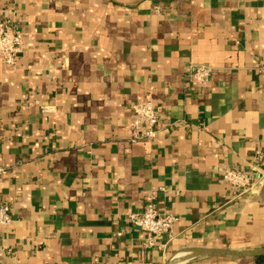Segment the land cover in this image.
<instances>
[{"label": "crops", "instance_id": "1", "mask_svg": "<svg viewBox=\"0 0 264 264\" xmlns=\"http://www.w3.org/2000/svg\"><path fill=\"white\" fill-rule=\"evenodd\" d=\"M2 18L22 52L0 59V264H257L194 252L264 249V177L222 179L264 151V0H0ZM147 92L161 128L133 140ZM149 199L177 221L147 248L126 215Z\"/></svg>", "mask_w": 264, "mask_h": 264}, {"label": "built area", "instance_id": "2", "mask_svg": "<svg viewBox=\"0 0 264 264\" xmlns=\"http://www.w3.org/2000/svg\"><path fill=\"white\" fill-rule=\"evenodd\" d=\"M21 52V31L12 25L10 19H0V59L7 66H15L19 61ZM211 70L210 65L196 64L188 69V76L191 81L203 84L208 81ZM258 70L264 73V64ZM132 110L134 113V119L131 123L133 140L154 139L160 131L161 122L150 92H147L142 99L134 103ZM263 160L264 151L255 150L248 164V172L229 166L225 167L222 179L229 186V190L235 195L254 192L264 175L261 174L256 180L252 173H261L260 166ZM160 189L163 190V188ZM126 218L129 224L137 227L144 234V246L147 248L154 245L156 238L170 234L174 223L177 221L174 214L161 212L152 199L148 200L141 212H130ZM10 222L9 205L0 203V225L7 226Z\"/></svg>", "mask_w": 264, "mask_h": 264}, {"label": "water", "instance_id": "3", "mask_svg": "<svg viewBox=\"0 0 264 264\" xmlns=\"http://www.w3.org/2000/svg\"><path fill=\"white\" fill-rule=\"evenodd\" d=\"M194 254L197 255H215L218 257H243V256H248V257H254L258 255H264V249L263 250H256V251H235V250H227V251H221V252H216V253H200V252H194Z\"/></svg>", "mask_w": 264, "mask_h": 264}, {"label": "trees", "instance_id": "4", "mask_svg": "<svg viewBox=\"0 0 264 264\" xmlns=\"http://www.w3.org/2000/svg\"><path fill=\"white\" fill-rule=\"evenodd\" d=\"M257 264H264V255H258L254 257Z\"/></svg>", "mask_w": 264, "mask_h": 264}]
</instances>
